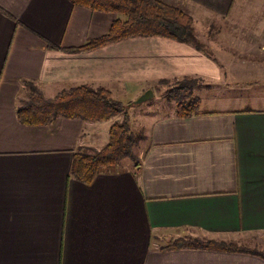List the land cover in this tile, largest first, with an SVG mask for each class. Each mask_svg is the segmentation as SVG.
Instances as JSON below:
<instances>
[{"label":"crops","instance_id":"1","mask_svg":"<svg viewBox=\"0 0 264 264\" xmlns=\"http://www.w3.org/2000/svg\"><path fill=\"white\" fill-rule=\"evenodd\" d=\"M155 1L188 14L194 31L203 26L212 38L229 40L220 25L235 0ZM117 18L68 0H0V264H264L250 252L166 249L178 238L240 245L257 239L264 253V95L210 100L206 109L195 93L225 84L217 62L172 39L136 37L88 53L63 51L103 35ZM254 20L248 41L238 34L239 49L232 47L241 64L243 55L264 60V16ZM258 67L262 78L264 61ZM243 71L229 66L226 81L237 83L234 74ZM182 78L198 81L199 115L154 117L135 169L113 167L89 186L71 175L73 155L102 148L115 117H58L35 127L16 117L26 82L50 99L83 84L139 96Z\"/></svg>","mask_w":264,"mask_h":264},{"label":"trees","instance_id":"2","mask_svg":"<svg viewBox=\"0 0 264 264\" xmlns=\"http://www.w3.org/2000/svg\"><path fill=\"white\" fill-rule=\"evenodd\" d=\"M73 6L93 12L123 16L112 21L107 31L98 38L88 40L75 48L64 49L68 53H88L109 44L136 37H162L192 46L211 59L193 29L192 18L179 10L155 0H68ZM48 48L55 47L49 45ZM58 49V48H57ZM175 82V81H174ZM197 79L182 78L167 86L166 99L175 102L177 118L199 115L201 101L193 94ZM162 85L168 81L160 82ZM27 99L16 109L18 122L23 126H45L56 118L80 119L85 122H106L120 115L125 107L113 100L104 88L77 85L46 98L31 82H26ZM136 138L130 133L124 120L113 123L108 130V141L100 149H78L73 155L71 175L89 186L96 176L132 157ZM167 250L202 249L222 252H244L264 258V253L234 242L199 238H178Z\"/></svg>","mask_w":264,"mask_h":264},{"label":"rangeland","instance_id":"3","mask_svg":"<svg viewBox=\"0 0 264 264\" xmlns=\"http://www.w3.org/2000/svg\"><path fill=\"white\" fill-rule=\"evenodd\" d=\"M258 4L259 0H255L254 2L251 1V4L247 5H241L239 0H235L231 8L230 15L224 21L225 25H220V21L215 22L214 25H212L213 27L210 29L211 32L217 29L220 25L223 30L228 33V41L225 39L226 34L223 35V38H221L222 35H220L219 38H212L209 36L211 34L208 35V31H205L206 28L198 25L195 26L197 40L204 45L205 49L209 52V56L213 60H216L218 71L221 73L222 80L225 81V84L219 81L214 82L207 89L206 86H202L201 89H196L197 92L195 94L203 99V105L206 109L211 107L210 100H214V103L218 104L217 99L232 97L241 98L247 102V100L251 97L258 96L259 94L264 95V93H262L264 92V77L261 78L258 76V72L260 71L258 70V66H260L261 62L264 60L259 59L257 61H251L247 59L248 57L243 55L242 60H245V62L244 64H241L242 54L236 53L232 49V47H234V49H239L236 45V42L238 43L240 41L237 40V35L243 34L244 42L246 40L248 41L249 28L254 27V25L257 24L254 18L256 16H264L262 15L264 7L257 6ZM241 13L244 14L243 18L241 17ZM122 18L123 16H120V19ZM233 19L235 21L234 23ZM241 27L247 30L245 32H241ZM198 30H201L200 32L202 33L199 34L197 32ZM210 41H214L215 45L210 46ZM205 42H208V45ZM229 66L233 67L235 70L238 69V71H245V73L243 71L242 75H238L237 73L234 74V78L238 80L237 83H231L225 79V73L227 74ZM171 84L167 83L165 85L160 84L159 86H155L150 90L152 92V97L149 100L136 105L133 103L142 94L149 90L143 91L139 96H136L135 93H131L130 90H127L126 93L123 92L113 94V100L119 102L125 107L123 113L116 116L113 120L118 123H122L125 120L130 133L137 139L136 143L132 147V157L123 159L114 167V170H124L126 168L133 169L135 167V162L139 160L140 150L145 144L144 136L147 131V123L154 117L165 116L174 111L175 102H169L165 97L168 89L167 86H170ZM256 244L260 247L262 246L257 243V239L255 240V244L247 243L242 246L257 250L259 246H256Z\"/></svg>","mask_w":264,"mask_h":264},{"label":"water","instance_id":"4","mask_svg":"<svg viewBox=\"0 0 264 264\" xmlns=\"http://www.w3.org/2000/svg\"><path fill=\"white\" fill-rule=\"evenodd\" d=\"M151 97H152V92L150 90L149 91H146L133 104L134 105L140 104L142 102H145V101L149 100Z\"/></svg>","mask_w":264,"mask_h":264}]
</instances>
